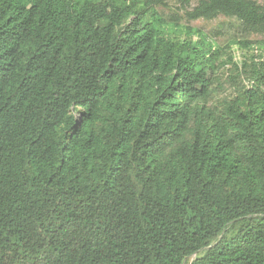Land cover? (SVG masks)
Listing matches in <instances>:
<instances>
[{"label": "trees", "instance_id": "obj_1", "mask_svg": "<svg viewBox=\"0 0 264 264\" xmlns=\"http://www.w3.org/2000/svg\"><path fill=\"white\" fill-rule=\"evenodd\" d=\"M160 5L0 0V264H264V64L207 106L215 53ZM220 17L264 35L254 0L186 12Z\"/></svg>", "mask_w": 264, "mask_h": 264}, {"label": "rangeland", "instance_id": "obj_2", "mask_svg": "<svg viewBox=\"0 0 264 264\" xmlns=\"http://www.w3.org/2000/svg\"><path fill=\"white\" fill-rule=\"evenodd\" d=\"M197 1L191 0L188 6L183 0H163V5L158 6L157 11L166 24V37L175 43L198 42L202 39L211 45L215 53L211 72L214 93L206 105L218 106L258 86L250 75L253 64H264V35H242L233 19L187 20L186 12L191 11ZM254 1L264 5V0ZM221 25L224 26L220 31ZM218 31L221 33L217 34ZM260 92L264 97L263 86H260Z\"/></svg>", "mask_w": 264, "mask_h": 264}]
</instances>
